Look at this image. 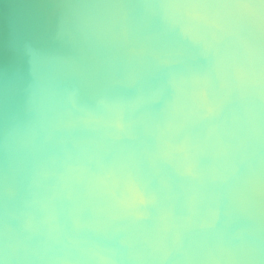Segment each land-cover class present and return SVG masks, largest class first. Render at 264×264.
I'll list each match as a JSON object with an SVG mask.
<instances>
[{
    "label": "clouds",
    "instance_id": "clouds-1",
    "mask_svg": "<svg viewBox=\"0 0 264 264\" xmlns=\"http://www.w3.org/2000/svg\"><path fill=\"white\" fill-rule=\"evenodd\" d=\"M0 264H264V0H0Z\"/></svg>",
    "mask_w": 264,
    "mask_h": 264
}]
</instances>
